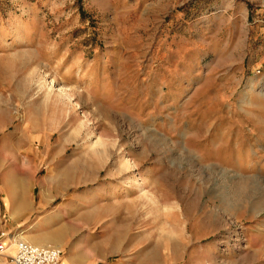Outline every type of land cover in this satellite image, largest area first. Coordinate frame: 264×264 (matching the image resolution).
I'll use <instances>...</instances> for the list:
<instances>
[{
  "label": "rangeland",
  "instance_id": "1",
  "mask_svg": "<svg viewBox=\"0 0 264 264\" xmlns=\"http://www.w3.org/2000/svg\"><path fill=\"white\" fill-rule=\"evenodd\" d=\"M41 200L80 264H264V0H0L6 254Z\"/></svg>",
  "mask_w": 264,
  "mask_h": 264
},
{
  "label": "crops",
  "instance_id": "2",
  "mask_svg": "<svg viewBox=\"0 0 264 264\" xmlns=\"http://www.w3.org/2000/svg\"><path fill=\"white\" fill-rule=\"evenodd\" d=\"M49 207L51 206H48L45 200L39 202L37 210L41 213L37 216L34 226H31L34 227L32 234H36V237L25 235L26 238L33 244H54L68 251L64 257H61L63 260L60 264H80V240L72 242L77 231H74L73 226L70 227L69 221H65L67 210H63L61 206ZM2 257L0 255V264H11L8 259Z\"/></svg>",
  "mask_w": 264,
  "mask_h": 264
},
{
  "label": "built area",
  "instance_id": "3",
  "mask_svg": "<svg viewBox=\"0 0 264 264\" xmlns=\"http://www.w3.org/2000/svg\"><path fill=\"white\" fill-rule=\"evenodd\" d=\"M61 250L53 245H37L28 241H17L14 254H6L5 246L0 243V255L8 258L11 264H59Z\"/></svg>",
  "mask_w": 264,
  "mask_h": 264
},
{
  "label": "bare ground",
  "instance_id": "4",
  "mask_svg": "<svg viewBox=\"0 0 264 264\" xmlns=\"http://www.w3.org/2000/svg\"><path fill=\"white\" fill-rule=\"evenodd\" d=\"M51 83H52V86H49L48 88L50 89L49 91L51 92L52 89L55 87V82L56 80L55 79H51ZM46 85V83H45ZM47 86V85H46ZM56 88V87H55ZM59 94H58V97L61 98L62 101H66V103H70L73 99H72V94L69 93L68 89H66L65 87H60L59 89ZM71 104V103H70ZM8 203V202H7ZM14 240H12V245L14 246L15 244V241H25L26 240V237L24 235H22V233H19L17 236H14L13 237ZM54 246V245H53ZM14 254V249L12 251L11 254L9 255H13Z\"/></svg>",
  "mask_w": 264,
  "mask_h": 264
}]
</instances>
